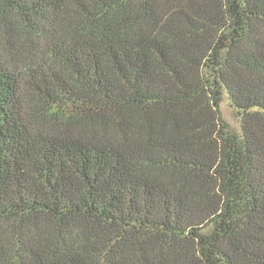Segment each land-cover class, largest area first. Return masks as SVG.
<instances>
[{"label": "trees", "instance_id": "16d2710c", "mask_svg": "<svg viewBox=\"0 0 264 264\" xmlns=\"http://www.w3.org/2000/svg\"><path fill=\"white\" fill-rule=\"evenodd\" d=\"M0 264H264V0H0Z\"/></svg>", "mask_w": 264, "mask_h": 264}, {"label": "rangeland", "instance_id": "374dc122", "mask_svg": "<svg viewBox=\"0 0 264 264\" xmlns=\"http://www.w3.org/2000/svg\"><path fill=\"white\" fill-rule=\"evenodd\" d=\"M223 116L229 122V124L233 128H238V122L236 120L234 112L229 108V106L225 103L222 107Z\"/></svg>", "mask_w": 264, "mask_h": 264}]
</instances>
